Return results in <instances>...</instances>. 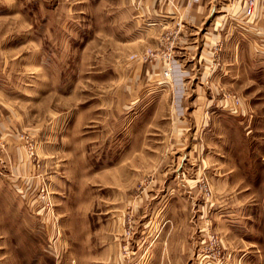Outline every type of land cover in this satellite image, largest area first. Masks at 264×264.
Instances as JSON below:
<instances>
[{
    "label": "rangeland",
    "instance_id": "rangeland-1",
    "mask_svg": "<svg viewBox=\"0 0 264 264\" xmlns=\"http://www.w3.org/2000/svg\"><path fill=\"white\" fill-rule=\"evenodd\" d=\"M198 2L0 0V264H264V0Z\"/></svg>",
    "mask_w": 264,
    "mask_h": 264
},
{
    "label": "built area",
    "instance_id": "built-area-1",
    "mask_svg": "<svg viewBox=\"0 0 264 264\" xmlns=\"http://www.w3.org/2000/svg\"><path fill=\"white\" fill-rule=\"evenodd\" d=\"M259 0H243V16L244 18L252 17L257 9Z\"/></svg>",
    "mask_w": 264,
    "mask_h": 264
},
{
    "label": "crops",
    "instance_id": "crops-1",
    "mask_svg": "<svg viewBox=\"0 0 264 264\" xmlns=\"http://www.w3.org/2000/svg\"><path fill=\"white\" fill-rule=\"evenodd\" d=\"M205 7H206V4L203 2V0H200V2H198L196 4V8H195V11H196V14L198 16V14L202 13V12H205ZM244 6H242V9H243ZM258 7V6H257ZM257 10V9H256ZM242 14H243V10H242ZM196 16V17H197ZM257 16L256 12L255 14L252 16V18H255Z\"/></svg>",
    "mask_w": 264,
    "mask_h": 264
}]
</instances>
